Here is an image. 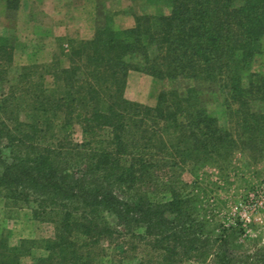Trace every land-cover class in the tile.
Returning a JSON list of instances; mask_svg holds the SVG:
<instances>
[{
    "label": "trees",
    "instance_id": "obj_1",
    "mask_svg": "<svg viewBox=\"0 0 264 264\" xmlns=\"http://www.w3.org/2000/svg\"><path fill=\"white\" fill-rule=\"evenodd\" d=\"M133 1L169 12L136 15L127 29L106 15L92 39L73 42L68 66L56 57L46 67L56 85L25 66L0 93V201L54 228L18 245L0 232V264H264V246L240 242L241 223L208 215L200 179L238 152L264 156L255 110L264 73L254 71L264 0ZM14 62L0 36V87ZM131 72L196 86L162 91L149 106L127 98ZM203 87L221 92L231 128L209 112Z\"/></svg>",
    "mask_w": 264,
    "mask_h": 264
},
{
    "label": "rangeland",
    "instance_id": "obj_2",
    "mask_svg": "<svg viewBox=\"0 0 264 264\" xmlns=\"http://www.w3.org/2000/svg\"><path fill=\"white\" fill-rule=\"evenodd\" d=\"M164 6H149L133 0H21L18 10L6 8L0 3V36L7 37L15 47V62L9 72L7 83L0 87L5 93L16 85L22 68H39V76H46L47 85L54 86L55 80L46 73L55 58L68 66V55L73 42L90 40L105 16L114 18L116 28L127 29L135 24V16L155 14ZM254 71L264 73V57L258 59ZM196 86L189 79L156 80L138 72H131L126 96L131 101L154 106L162 91L178 90L182 95ZM203 90L209 89L203 87ZM203 102L209 112L217 117L222 126L231 128L228 110L221 92H206ZM256 111L264 112V104H258ZM74 138L83 139L80 126L74 128ZM185 181L192 183L195 178L185 173ZM203 187V203L207 213L225 226L241 223L245 235L241 243L264 246V156L254 159L247 153L238 152L224 171L216 166H207L200 173ZM0 232L10 237L12 245H18L25 238L52 237L54 228L50 224L32 220L28 209H8L0 201ZM44 255L36 251L35 256ZM30 261V260H28Z\"/></svg>",
    "mask_w": 264,
    "mask_h": 264
}]
</instances>
